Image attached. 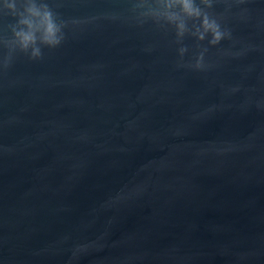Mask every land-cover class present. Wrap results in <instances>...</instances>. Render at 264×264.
<instances>
[{
	"label": "water",
	"instance_id": "1",
	"mask_svg": "<svg viewBox=\"0 0 264 264\" xmlns=\"http://www.w3.org/2000/svg\"><path fill=\"white\" fill-rule=\"evenodd\" d=\"M46 2L81 23L0 69V264H264V0H214L203 70L129 0Z\"/></svg>",
	"mask_w": 264,
	"mask_h": 264
},
{
	"label": "clouds",
	"instance_id": "2",
	"mask_svg": "<svg viewBox=\"0 0 264 264\" xmlns=\"http://www.w3.org/2000/svg\"><path fill=\"white\" fill-rule=\"evenodd\" d=\"M129 12L139 22L152 20L157 25L174 27L176 43L180 60L178 66L203 70L208 65L205 62L204 47L194 58V61L185 64L183 57L188 51L182 44L186 34L195 37L198 41L207 40L208 45L216 46L222 40L231 39V30L222 26L224 13L216 14L210 11L214 0H129ZM244 3L245 0H236ZM228 9L230 0H225ZM8 10L5 15H11L15 22L8 25L11 35H0V45L8 49L6 55L0 57V69L10 67L14 55L19 52L27 55L30 60L43 59V48H56L65 40L64 29L69 23L79 24L80 20L71 21L60 17L46 0H4L0 11ZM227 11V9H226ZM243 11H247L246 9ZM112 18H116L113 15Z\"/></svg>",
	"mask_w": 264,
	"mask_h": 264
}]
</instances>
